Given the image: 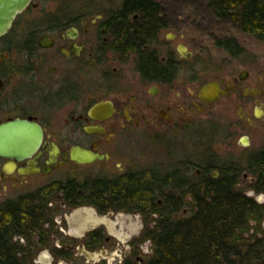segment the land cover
Returning a JSON list of instances; mask_svg holds the SVG:
<instances>
[{
	"label": "flooded vegetation",
	"instance_id": "af4514ba",
	"mask_svg": "<svg viewBox=\"0 0 264 264\" xmlns=\"http://www.w3.org/2000/svg\"><path fill=\"white\" fill-rule=\"evenodd\" d=\"M37 1L0 36V124L16 119L36 123L43 142L22 160L0 156V189L96 164L93 180L98 183L133 177L144 184L153 172L172 175L178 187L197 177L227 176L233 190L260 191L264 184L261 58H249L210 77L186 67L182 60L192 58L193 51L176 43L177 33H168L179 22L178 12L166 7L168 0H146L161 21L150 30L143 23L142 12L147 9L132 8L129 0ZM40 1L47 6L40 7ZM181 44L186 47L183 54ZM91 73L98 77L87 90L85 77ZM206 86L208 93L202 96ZM140 127L167 139L183 136L188 141L175 151L171 140L159 139L163 149L178 154L168 164L158 165L161 168L134 170L115 163L121 172L112 173L120 140ZM197 137L201 140L195 141ZM188 147L182 160L180 153ZM77 148L97 157L79 163L72 157ZM23 169L29 172L20 173ZM95 187L99 202L108 198ZM92 206L100 214L123 211L144 217L137 209L110 208L102 213Z\"/></svg>",
	"mask_w": 264,
	"mask_h": 264
},
{
	"label": "trees",
	"instance_id": "16d2710c",
	"mask_svg": "<svg viewBox=\"0 0 264 264\" xmlns=\"http://www.w3.org/2000/svg\"><path fill=\"white\" fill-rule=\"evenodd\" d=\"M205 1L219 21L264 39V0ZM128 5L147 9L142 12L147 30L161 22L146 0H129ZM218 45L232 53L240 51L231 37L220 39ZM261 179L264 181L263 175ZM174 181L172 175L153 172L144 184L133 177L103 183L93 180L90 185L69 179L56 182L54 190L48 187L39 195L6 201L0 204V264H32L37 252L52 243L47 227L53 210L49 204L52 195L60 192L70 208L96 205L102 213L110 208L137 209L144 215L143 234L132 242V252L123 264H264V203L246 191L233 190L227 176L197 177L182 181L179 187ZM95 184L109 199L98 201ZM263 191L264 184L258 192ZM152 215L157 218L151 220ZM105 237L102 230L88 233V248L101 247ZM146 241L152 243L153 254L142 261L138 245Z\"/></svg>",
	"mask_w": 264,
	"mask_h": 264
},
{
	"label": "rangeland",
	"instance_id": "374dc122",
	"mask_svg": "<svg viewBox=\"0 0 264 264\" xmlns=\"http://www.w3.org/2000/svg\"><path fill=\"white\" fill-rule=\"evenodd\" d=\"M39 2V0L37 1ZM47 3L40 1V7H46ZM205 0H168L166 7L170 11L178 12L179 22L169 28L168 33H177L176 43H185L193 51L192 58L182 60L186 67L203 72L207 76H213L229 69L238 67L247 59L258 57L264 61V39L242 31L234 24L219 21L209 10ZM174 17V15L172 16ZM173 27V28H172ZM233 37L237 41L239 52L230 53L223 46L218 45L220 39ZM264 63V62H263ZM95 77L98 73L86 75L85 87L93 88ZM159 139L171 140L178 151L186 144L183 136L175 137V140L167 139L163 134H157L146 128H134L131 133L121 139L118 146V155L112 164V173L121 171L115 163L122 166L140 170L146 166L161 168L158 165H166L173 159L174 150L163 149ZM199 137L195 141H200ZM194 141V140H193ZM194 148V143H193ZM197 148H199L197 146ZM180 149V150H181ZM189 147L180 153L181 159L189 154ZM199 153V152H197ZM98 171V165L69 167L47 178H36L29 185H16L8 190L0 189V204L9 200H18L24 196L39 195L46 185H51V190L56 187V182L66 183L73 179L80 184L90 185ZM60 178L61 180H57ZM54 185V186H53ZM257 202L264 203V192L246 191ZM62 193L53 194L51 221L47 225L51 231L52 243L41 249L35 255L32 264H123L126 257L132 252L135 239L142 236L146 226L145 217L139 213L109 212L100 214L92 205H82L70 208L62 201ZM190 209V207L188 208ZM157 218L152 215L151 220ZM104 224V225H103ZM100 229L105 232L103 245L95 250L89 249L87 235L91 231ZM264 231V221L262 224ZM23 241V240H22ZM140 259L145 261L153 254L150 241L138 245ZM58 254V255H56ZM60 253H67L61 256Z\"/></svg>",
	"mask_w": 264,
	"mask_h": 264
},
{
	"label": "water",
	"instance_id": "95a60500",
	"mask_svg": "<svg viewBox=\"0 0 264 264\" xmlns=\"http://www.w3.org/2000/svg\"><path fill=\"white\" fill-rule=\"evenodd\" d=\"M33 0H0V36L12 26L15 18L30 6ZM186 47L181 44L183 54ZM206 86L201 95L208 93ZM93 112V111H92ZM43 142L42 128L33 122L16 119L0 124V156L22 160L31 157L41 147ZM73 159L79 163H90L97 155L93 152L77 148L73 151ZM28 170H20L27 173Z\"/></svg>",
	"mask_w": 264,
	"mask_h": 264
}]
</instances>
